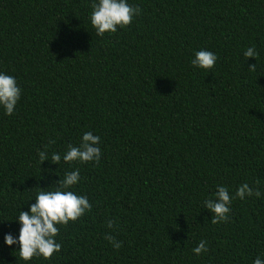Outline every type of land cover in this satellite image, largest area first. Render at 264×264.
Returning <instances> with one entry per match:
<instances>
[{
	"label": "trees",
	"instance_id": "1",
	"mask_svg": "<svg viewBox=\"0 0 264 264\" xmlns=\"http://www.w3.org/2000/svg\"><path fill=\"white\" fill-rule=\"evenodd\" d=\"M127 2L141 13L99 37L93 0H0V73L22 90L11 116L0 107V264L264 260V0ZM202 49L218 57L210 71L191 64ZM85 132L100 137L98 163L40 165V151L63 156ZM77 168L69 190L91 210L57 225L51 259H19L4 241L19 236V212ZM256 181L261 197L234 199L229 220L211 223L203 202L218 185L234 195ZM201 240L209 250L196 255Z\"/></svg>",
	"mask_w": 264,
	"mask_h": 264
},
{
	"label": "clouds",
	"instance_id": "2",
	"mask_svg": "<svg viewBox=\"0 0 264 264\" xmlns=\"http://www.w3.org/2000/svg\"><path fill=\"white\" fill-rule=\"evenodd\" d=\"M92 12L90 22L99 37L105 33H116L119 28L129 26L133 18L141 13L139 6L130 5L127 0H93L91 4ZM243 56L245 60L249 57H258L255 47H248ZM217 55L209 50H199L195 52L191 64L195 68L211 70L215 67ZM250 71L256 70V64L248 66ZM21 88L18 86L16 78L6 73H0V107L6 115L11 116L21 97ZM100 137L92 132H85L79 146L68 145V150L61 156L53 152L49 158L47 151H40V165L49 160L51 163L59 165L61 159L65 163H89L99 162L101 149L98 147ZM55 143L50 140L49 144ZM47 148V145L45 146ZM80 180V170L66 172L64 177L53 183L55 190L39 191L35 196V203L30 204L29 211H20L16 218L21 227L19 236L14 237L11 233L4 236V241L8 246L18 244L19 259L30 261L33 257H43L51 259L54 253L61 250L62 245L56 242L55 237L59 234L60 226H67L69 222H76L92 208V204L84 195H77L69 190ZM257 187H249L247 183L242 184L234 195L230 194L225 186L218 185L214 198H208L203 202V208L208 209L211 214V223L218 224L229 220L231 204L234 199H245L246 196L261 197L262 193L258 187L259 181L255 182ZM116 222L109 220L107 227L114 228ZM104 238L108 240L114 249H120L122 242L117 241L110 233H105ZM207 241L201 240L192 249L196 255L207 252ZM253 264H264L260 257L254 259Z\"/></svg>",
	"mask_w": 264,
	"mask_h": 264
}]
</instances>
